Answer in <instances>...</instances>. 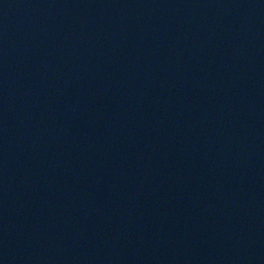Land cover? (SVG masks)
Masks as SVG:
<instances>
[{"label":"water","instance_id":"95a60500","mask_svg":"<svg viewBox=\"0 0 264 264\" xmlns=\"http://www.w3.org/2000/svg\"><path fill=\"white\" fill-rule=\"evenodd\" d=\"M0 264H264V0H0Z\"/></svg>","mask_w":264,"mask_h":264}]
</instances>
